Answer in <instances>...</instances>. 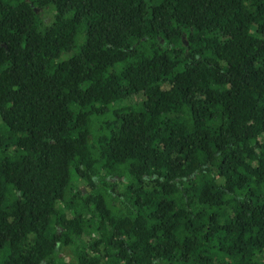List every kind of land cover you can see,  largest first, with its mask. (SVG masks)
Returning <instances> with one entry per match:
<instances>
[{"label": "trees", "instance_id": "obj_1", "mask_svg": "<svg viewBox=\"0 0 264 264\" xmlns=\"http://www.w3.org/2000/svg\"><path fill=\"white\" fill-rule=\"evenodd\" d=\"M63 247L264 264V0H0V264Z\"/></svg>", "mask_w": 264, "mask_h": 264}, {"label": "rangeland", "instance_id": "obj_2", "mask_svg": "<svg viewBox=\"0 0 264 264\" xmlns=\"http://www.w3.org/2000/svg\"><path fill=\"white\" fill-rule=\"evenodd\" d=\"M44 18L49 19L48 17H51L49 12H46L43 14ZM115 180V179H113ZM83 190H86V187H81ZM59 257L61 258V260L63 259V263L62 264H72L74 262V253L71 247H63L61 249V251L59 252ZM4 255L3 253L0 254V262L3 260ZM58 262V260L56 261V263Z\"/></svg>", "mask_w": 264, "mask_h": 264}]
</instances>
